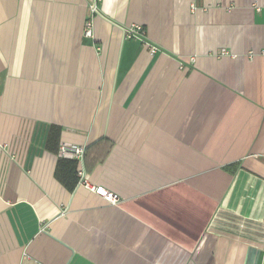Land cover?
Segmentation results:
<instances>
[{"label": "crops", "instance_id": "1", "mask_svg": "<svg viewBox=\"0 0 264 264\" xmlns=\"http://www.w3.org/2000/svg\"><path fill=\"white\" fill-rule=\"evenodd\" d=\"M0 264H264V0H0Z\"/></svg>", "mask_w": 264, "mask_h": 264}, {"label": "built area", "instance_id": "2", "mask_svg": "<svg viewBox=\"0 0 264 264\" xmlns=\"http://www.w3.org/2000/svg\"><path fill=\"white\" fill-rule=\"evenodd\" d=\"M91 11L95 13L97 11L96 1L91 5ZM141 26H135L131 31H129V35H134L135 33L141 30ZM87 36L92 35V20H88L86 23V31ZM155 49V48H154ZM154 49H152L154 51ZM85 154V145L82 144H62L60 146L59 155L64 158L72 159L78 162V177L80 184L89 187L95 193L102 195L108 201L112 203L117 202V195L113 194L112 192H108L104 190V188L91 186L87 180L86 173L83 169V158Z\"/></svg>", "mask_w": 264, "mask_h": 264}, {"label": "trees", "instance_id": "3", "mask_svg": "<svg viewBox=\"0 0 264 264\" xmlns=\"http://www.w3.org/2000/svg\"><path fill=\"white\" fill-rule=\"evenodd\" d=\"M69 161L72 163V167L74 169L75 174L78 175V162L72 159H70Z\"/></svg>", "mask_w": 264, "mask_h": 264}]
</instances>
